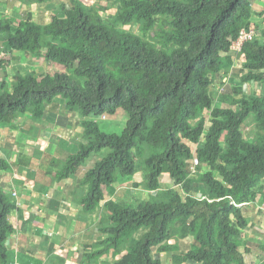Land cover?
<instances>
[{"label":"trees","instance_id":"16d2710c","mask_svg":"<svg viewBox=\"0 0 264 264\" xmlns=\"http://www.w3.org/2000/svg\"><path fill=\"white\" fill-rule=\"evenodd\" d=\"M12 23L0 18V43L62 70L28 72L13 79L11 90L0 87V128L26 114L41 119L61 97L83 116L85 141L61 168L55 161L57 179L74 176L92 153L105 151L80 182L83 211H102L101 237L86 263L247 264L243 232L264 187V1L112 0L104 7L73 0L49 23ZM135 25L140 34L124 27ZM154 28L160 47L149 40ZM242 31L252 38L232 48ZM233 81L231 103L222 94L215 106L213 95ZM118 110L127 116L121 135L101 131L90 118ZM247 122L253 126L246 132ZM192 159L196 176L188 168ZM7 168L0 158V170ZM138 171L143 177L134 187L148 197L134 190L129 200H104L103 186ZM14 208L0 186V264H7ZM179 229L192 240L180 254L169 243Z\"/></svg>","mask_w":264,"mask_h":264},{"label":"crops","instance_id":"0c3cea01","mask_svg":"<svg viewBox=\"0 0 264 264\" xmlns=\"http://www.w3.org/2000/svg\"><path fill=\"white\" fill-rule=\"evenodd\" d=\"M72 1L0 0V18L13 20L12 26L28 18L48 23L53 15H61L62 6L68 7ZM80 1L86 4L89 0ZM0 60L3 61L0 87L4 85L9 90L16 76L23 77L28 72L37 76L51 69L52 72L61 69L60 65L35 59L31 54L8 50L3 43H0ZM45 109L41 119L26 114L15 119L11 126L0 128V158L8 164L7 169L0 170V186L15 204L8 217L13 233L5 241L7 264H88L85 256L101 237L98 225L102 211L92 214L83 211L79 204L83 193L80 182L85 171L104 153H92L74 176L57 179L55 161H59L58 168H61L63 159L75 154L69 151L77 153L85 141L83 116L75 107H68L61 97H56ZM138 175H131V179L120 178L108 189L103 186L104 200L111 197L129 200L134 190V194L139 191L148 197V191L134 187V183L142 181ZM165 177V183L169 184L170 180ZM263 211L264 187L257 203L249 207L252 219L243 232L246 253L252 259L246 261L247 264L259 262L257 254L264 240L257 233H264Z\"/></svg>","mask_w":264,"mask_h":264},{"label":"rangeland","instance_id":"374dc122","mask_svg":"<svg viewBox=\"0 0 264 264\" xmlns=\"http://www.w3.org/2000/svg\"><path fill=\"white\" fill-rule=\"evenodd\" d=\"M94 2V3H97V4H100L102 6H107L108 4H111L112 0H89L87 1L86 4H89L91 5V3ZM93 4V3H92ZM109 8H114V7H109ZM107 13H102V17L103 19L107 20L108 19V14H111L112 11H110V9L106 11ZM126 29H133L135 33L137 34H140V32L138 31V26L135 25V26H124ZM159 28H154L152 32H150V37H149V40L150 41H154L158 47L161 46V44L159 43V40H160V37H159ZM158 34V36H157ZM261 40H263L261 38ZM41 59L43 57H40ZM44 59V58H43ZM41 65L44 67L45 66V62L41 63ZM53 69L50 70V74H53L52 72ZM57 70H59V68H57ZM229 76H233V74L231 73ZM238 78H236V82L238 81ZM79 82H82L80 79H79ZM235 81H233L232 83L230 84H226L224 85L223 87H221L219 90H218V94H217V99H216V96H214L215 98V101H216V104L215 106H218L219 104H221L219 102V99H220V96L222 94H225V100L227 102V105L229 103H231V101L233 100V96H234V92H233V89L232 87H236L235 86ZM83 84V82L81 83ZM226 102L224 101V104L222 103L223 106H225ZM119 112H117L115 115L114 114H108V113H105V117L103 118L102 116H98V117H95L94 119L97 121L98 125L100 126V129L101 131L105 132V133H109V134H116V135H121L123 130H125V127H126V120H127V116L125 115L124 111L122 110H118ZM202 113V109L200 108L198 110V114L200 115ZM93 116H91L90 118H92ZM93 119V118H92ZM250 126H253L251 122H247L243 125V128L244 130L247 132V128H249ZM1 132V130H0ZM250 136V135H248ZM83 143V141H82ZM200 146H203V143L201 142L199 144ZM193 147H195L194 145H192ZM76 150L78 149L75 148ZM195 149V148H193ZM70 153H76L75 151L74 152H71L69 151ZM105 153V151H102V154ZM91 158V157H90ZM84 164V163H83ZM192 173V176H196L194 171H197L196 170V166L194 165V162H193V159L190 161L189 163V167H188ZM137 173H139L138 177L139 178H142V173L141 171H138ZM119 178H127V179H131V176H119ZM193 181H192V187H191V193H193V191H195V183H196V178H192ZM163 180H167L166 177L163 178ZM140 193L137 192V195H139ZM122 199H126L125 197H120ZM262 215H264V211L262 213ZM261 215V217H263ZM180 230V229H179ZM253 230H251L252 232ZM183 234V231L182 229L179 231V233L177 232V235H175V237L169 241V243H176L178 244L179 246V250L176 252L178 254L182 253L185 249H188L190 247V244H191V240L189 237H184L185 235H182ZM258 236H262V241L264 240V233L262 232V235L261 233H257ZM247 244H249L247 242ZM245 248V250H244ZM243 250V256L245 257V260L246 261H251L252 259H249L250 258V255L246 253V247H245V243L242 244V248ZM128 254V253H127ZM170 261V260H169Z\"/></svg>","mask_w":264,"mask_h":264},{"label":"built area","instance_id":"2783aa9c","mask_svg":"<svg viewBox=\"0 0 264 264\" xmlns=\"http://www.w3.org/2000/svg\"><path fill=\"white\" fill-rule=\"evenodd\" d=\"M253 36V32H245V31H242L239 38L237 39V41L234 42V44L232 45V48H235V49H240L241 48V44L247 40V39H251ZM14 196L16 195L15 192L12 193Z\"/></svg>","mask_w":264,"mask_h":264},{"label":"clouds","instance_id":"9594fccd","mask_svg":"<svg viewBox=\"0 0 264 264\" xmlns=\"http://www.w3.org/2000/svg\"><path fill=\"white\" fill-rule=\"evenodd\" d=\"M48 23H49V22H48ZM55 65H59V64H55ZM60 66H61V65H60ZM59 70H62V66H61V69H59ZM54 71H55V70H54ZM54 71H53V72H54ZM93 117H94V116H93ZM94 118H95V117H94ZM103 118H104V117H103Z\"/></svg>","mask_w":264,"mask_h":264}]
</instances>
